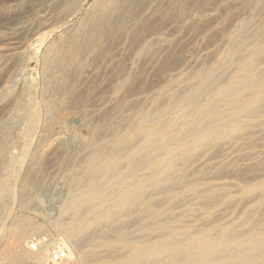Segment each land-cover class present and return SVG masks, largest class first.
<instances>
[{
    "label": "bare ground",
    "instance_id": "6f19581e",
    "mask_svg": "<svg viewBox=\"0 0 264 264\" xmlns=\"http://www.w3.org/2000/svg\"><path fill=\"white\" fill-rule=\"evenodd\" d=\"M87 1L22 0L0 18L16 21L22 10L34 18L21 30L30 41L0 32V80L13 76L16 54L44 43V58L72 84L42 97V111L27 97L31 85L0 87V211L17 198L11 182L23 210L47 155L66 137L76 146L59 155L69 189L58 218L48 227L16 214L2 257L46 264L47 248L26 247L44 234L62 242V264H264V0H248L246 17L229 0H94L79 24L48 41ZM216 6L219 18L205 17ZM170 25L200 34L204 49L224 47L184 66L181 39L166 38ZM20 110V154L5 157L3 128ZM39 125L54 139L26 162Z\"/></svg>",
    "mask_w": 264,
    "mask_h": 264
},
{
    "label": "rangeland",
    "instance_id": "374dc122",
    "mask_svg": "<svg viewBox=\"0 0 264 264\" xmlns=\"http://www.w3.org/2000/svg\"><path fill=\"white\" fill-rule=\"evenodd\" d=\"M2 1V3H0V18L2 19L3 17H5V15L7 14L6 12H8V10H11L13 7H17V6H20L22 3L21 1L22 0H0V2ZM16 1V3H15ZM229 0V4L230 6H232V4L235 2L237 5H233L231 8H234L235 10H239L241 8H244L242 10L245 9V11H243V13H246V14H243L244 17L246 16H249V1L248 0ZM240 1V2H239ZM19 2L21 3L19 5ZM94 0H88L86 4L83 5L81 11L70 17L67 21H65L62 25H59L56 27V30H54V32L49 35L48 37V41H51L52 40L54 41V39L56 40V35L61 32V30H64L66 28H71L73 26H76L77 24H79L83 17L85 16V14L87 13L88 9H89V5L91 3H93ZM4 3V4H3ZM89 3V4H88ZM232 3V4H231ZM234 3V4H235ZM16 5V6H15ZM92 5V4H91ZM90 5V6H91ZM237 6V7H236ZM239 6V7H238ZM218 7V8H217ZM247 8V9H246ZM7 9V10H6ZM222 8H219V6H216L212 8H208V12H206V16L205 17H209L212 16L213 17H216V18H219L218 15L220 16V12H222L221 10ZM2 11V12H1ZM216 11V13L214 12ZM86 12V13H84ZM6 13V14H5ZM23 13V14H22ZM29 13V14H28ZM20 14V15H19ZM16 15V18L17 20L14 21L13 19H9L7 21H4L3 23H0V32H3L6 36H8V38H11L12 36V40L11 42L15 41L16 42H19L21 40H27V41H30V38H27V36H24L22 35L21 33V30L23 27H25L24 25H29L33 22V15L32 13L27 10L24 11L22 10L21 13H19ZM27 14V15H26ZM208 14V15H207ZM217 14V15H216ZM248 14V15H247ZM31 15V16H29ZM216 15V16H214ZM24 16V17H23ZM0 19V21H1ZM29 19V20H28ZM81 19V20H80ZM196 19V20H195ZM198 19V20H197ZM11 20V22H9ZM193 23L196 24L197 23H200V19L198 17H194L191 18L189 21H191ZM199 21V22H198ZM220 20L217 21V23H219ZM7 22V23H5ZM29 23V24H28ZM215 24L214 27L216 28H219L221 29L222 27V23L220 22L219 24ZM9 26V27H8ZM5 27V28H4ZM59 27V28H58ZM172 25H170L168 28V35L172 36L169 38V36L167 38V40H175V39H178L180 38L181 39V44H180V47H179V51L181 52V60L182 63L185 65H189L191 64L192 62L194 63L195 61H197L198 59H200V57H202L206 52L207 50H213L214 48H217V49H223L224 47V42L222 43V41H219V43H217V45H214V46H207V48L205 47L204 49V46L201 42V38H198L200 37L198 33H191V34H188L186 33L185 31V28L183 30H180L178 29L179 27L176 26V27H173ZM213 27V28H214ZM7 28V29H6ZM6 31H5V30ZM9 29V30H8ZM181 29H182V26H181ZM3 30V31H2ZM170 30V31H169ZM176 32H174V31ZM179 32H178V31ZM16 31V32H15ZM45 31H43L44 33ZM180 33V34H177L176 37H175V33ZM11 33V34H10ZM42 33V32H41ZM40 33V34H41ZM174 33V35L172 34ZM9 34V35H8ZM18 34V35H17ZM55 34V35H54ZM11 35V37H10ZM17 35V36H16ZM193 35V36H191ZM18 37V38H17ZM20 37V38H19ZM178 37V38H177ZM193 37V38H191ZM14 38V39H13ZM169 38V39H168ZM173 38V39H172ZM18 39V41L16 40ZM189 39V40H188ZM198 39V40H197ZM191 40V41H190ZM188 41V43H187ZM186 42V43H185ZM184 43V44H182ZM190 43V44H189ZM222 43V44H221ZM223 46H221V45ZM217 46V47H216ZM221 46V47H219ZM210 47V48H209ZM214 47V48H213ZM45 48L46 46H44V43L39 47V49L36 50V48L34 49H31L30 51L26 52V53H20V54H16L14 56V60L18 62H16V64L18 65V69L16 70V67H15V72L13 74V76L11 77V81L9 80L8 82L6 81L7 79H5L3 77V80H0V87H3V85L5 87H8V88H13L11 90H17L19 89L22 85L24 84H28L31 85L29 86V90L27 92V97L28 99L31 101L33 107H35L36 109H38V111H42L41 109V103L40 102H43L44 100L46 101V99L48 100L50 98L53 99L57 96V94H55L56 92H58L59 90L61 91L62 89V92H66V91H69L70 88H71V83L68 81V80H65L64 78H62V73L60 69L57 68V66H55L57 64L56 61H54V58L53 57H48L47 59L44 58V55H45ZM36 50V51H35ZM196 50V51H195ZM201 50V51H200ZM206 50V51H205ZM205 51V52H204ZM36 52V54H35ZM199 52V53H198ZM44 53V54H43ZM186 53V54H185ZM204 53V54H203ZM26 55V56H25ZM185 55V56H184ZM199 56V57H198ZM39 57V58H38ZM30 58V59H29ZM34 58V59H33ZM38 58V59H37ZM195 58V60H194ZM52 59V60H51ZM43 60V61H42ZM194 60V61H192ZM14 61V62H15ZM28 61V62H27ZM64 61V60H62ZM42 63V64H41ZM53 63V64H52ZM64 65L66 67H69V63L66 64V62H63ZM50 67V68H49ZM70 68V67H69ZM67 68V69H69ZM19 71V72H18ZM24 71V72H23ZM45 71V72H43ZM48 74V75H46ZM50 74V75H49ZM54 75V76H53ZM18 76V77H17ZM26 76V77H24ZM61 76V77H59ZM54 77V78H53ZM62 78V79H61ZM24 79V80H23ZM28 81H27V80ZM23 80V81H22ZM39 80V81H38ZM60 80V81H59ZM63 80V82H62ZM6 81V82H5ZM22 82V83H21ZM62 82V85H60V83ZM15 83V84H14ZM19 83V84H18ZM32 83V84H31ZM64 83H67V84H64ZM22 84V85H21ZM71 84V85H70ZM9 85V86H8ZM67 85V86H66ZM13 86V87H12ZM41 86V87H40ZM59 86H62V88L60 87V89L58 88ZM16 87V88H15ZM31 87V88H30ZM49 87V88H48ZM57 87V88H56ZM65 87V88H64ZM47 88V89H45ZM67 88V89H66ZM51 89V90H50ZM55 89V90H54ZM14 90V91H15ZM66 90V91H64ZM47 93H46V92ZM44 92V93H43ZM55 92V93H54ZM140 92V91H138ZM138 92H137V95H138ZM54 93V94H53ZM140 95H138L139 97L142 96V93L140 92L139 93ZM50 95V96H49ZM55 95V96H54ZM36 97V98H35ZM44 98V100L42 101L41 98ZM37 101V102H36ZM0 105H2V102H0ZM21 111V112H20ZM19 113L22 115L21 117L18 116L16 118H14L13 120L15 121H11V122H8L7 125H5L6 127L3 128V130H5V133L3 136V147L7 150H3L4 154L3 155H7L5 157H8V156H12V155H19L20 154V146L16 143L17 142V136H19V134L21 133L20 131V128H22L23 124L25 123L26 121V118H27V113L26 111H22L20 110ZM13 123V124H11ZM72 123V124H71ZM9 124V125H8ZM15 124V125H14ZM70 124V125H69ZM12 125V126H11ZM74 126V127H73ZM39 127V128H38ZM43 126L42 125H39L37 126V128L33 131L32 133V136H31V140H33L32 142V146L31 149H29L28 151V154L25 155V161L28 162L29 159L31 158V156L37 151L39 150L38 148L44 146L45 144L49 143V141L51 142L50 139H54L52 137H49V138H45L42 137L43 134L42 131H43ZM68 127L74 130H79L80 129V124L79 122L77 121H73V122H69L68 123ZM9 128V130H8ZM42 128V129H41ZM8 131H7V130ZM13 130V132H12ZM18 130V131H17ZM18 132V133H17ZM35 132V133H34ZM11 133V134H9ZM41 134V135H40ZM9 136V137H8ZM8 137V138H7ZM38 137V138H37ZM39 137H42L41 139ZM54 137V136H53ZM67 139L64 140V142H62V144L57 148V153H54V155H47L48 157V160H46V165L44 166V169L43 170V177H42V183L38 184L36 187H35V190L30 193V195L27 194V196L25 197H28L26 200L24 198V202L22 204H26V208L28 209H21L20 210V199L21 197H19L20 193L19 192V182L18 180L15 182L13 181V183L11 182V184L8 186V188L10 189H17L15 190V194H17L15 197L14 200L12 199H8V202H6L5 206H4V209H2L0 212V264H7V260L5 259V257H2V251L3 249H7L6 246L7 245H10L11 244V241L12 239L10 240V236L13 234L14 232V228L12 227V223H11V220L13 219V217L16 215V214H20V213H23L24 216L28 217L29 219H32V221H35V222H39L40 224H43L45 226H48V223H50L51 221L55 220L58 218V210L61 206V204L63 203V200L64 196H66L68 194V189H69V184H68V181H67V175H69L68 173H66L65 171H63L61 165H60V162H59V158L60 156L59 155H62V154H69L71 153L72 151H74L76 149V146L75 144L73 143V139L71 137H66ZM2 139V137L0 136V140ZM39 139V140H38ZM43 139V140H42ZM15 143H14V141ZM41 140V142H40ZM46 140V141H45ZM47 140H49L47 142ZM40 142L39 144L37 142ZM66 141V142H65ZM42 142H44L42 144ZM264 142V141H263ZM4 145H7L4 146ZM15 145V146H14ZM35 145H38L37 147ZM42 145V146H40ZM17 147V148H16ZM29 147V148H30ZM37 148V149H36ZM61 149V150H60ZM64 150V151H63ZM10 151V152H9ZM10 154H9V153ZM17 152V153H16ZM57 155V156H56ZM52 156L54 158L53 161H55L54 163L56 164H53L51 162V160L53 159ZM50 157V158H49ZM233 158H236L235 155ZM6 159V158H5ZM51 159V160H50ZM204 158L202 159H199L195 164H198V165H201L202 162H203ZM48 161V162H47ZM61 161V159H60ZM51 162V163H50ZM201 163V164H200ZM58 165H60L59 167H57ZM49 166V167H47ZM46 167V168H45ZM49 168V169H48ZM57 168V169H56ZM46 170V171H44ZM48 170V171H47ZM53 171V172H52ZM55 171V172H54ZM54 173V174H53ZM65 173L67 175H65ZM46 175V176H45ZM64 175V176H63ZM54 176V177H53ZM50 179V180H49ZM65 180V181H64ZM67 185H66V184ZM12 186V188H11ZM14 187V188H13ZM41 191H40V190ZM17 191V192H16ZM65 192V193H64ZM29 196L30 198H33L32 199H29ZM36 198V199H35ZM66 199V198H65ZM16 200V201H15ZM30 202H28V201ZM35 200V201H34ZM62 200V201H61ZM19 201V202H18ZM27 201V202H26ZM18 203V204H17ZM41 203V204H40ZM9 204V205H8ZM13 204V205H12ZM37 204V205H36ZM10 207V208H9ZM18 207V208H16ZM19 209V210H18ZM29 210V211H28ZM41 210V211H39ZM46 210V211H45ZM57 210V211H56ZM19 212V213H18ZM35 212V213H34ZM41 212V213H40ZM41 215H40V214ZM40 215V216H39ZM49 216V218H48ZM55 216V217H54ZM34 218V219H33ZM47 218V220H46ZM42 219V220H41ZM45 219V220H44ZM41 220V221H40ZM63 220V219H62ZM49 221V222H48ZM64 221V220H63ZM4 222V224H3ZM11 225V226H10ZM6 226V228H5ZM49 227V226H48ZM2 230V231H1ZM53 230V229H51ZM4 231V232H3ZM53 234H55L56 232L55 231H52ZM2 235V236H1ZM44 234H41L40 236H42ZM36 237H39V236H33L32 238H36ZM5 238V239H4ZM31 238V239H32ZM9 239V240H8ZM30 240V238L28 239V241ZM8 241L10 242L8 244ZM4 259V260H2ZM4 261V262H2ZM27 260H24L23 262L19 263V264H32L30 261H27Z\"/></svg>",
    "mask_w": 264,
    "mask_h": 264
},
{
    "label": "built area",
    "instance_id": "2783aa9c",
    "mask_svg": "<svg viewBox=\"0 0 264 264\" xmlns=\"http://www.w3.org/2000/svg\"><path fill=\"white\" fill-rule=\"evenodd\" d=\"M27 249L31 253H38L41 249H48L46 264H62L65 260L67 251L58 240L51 241L45 235L32 238L27 242Z\"/></svg>",
    "mask_w": 264,
    "mask_h": 264
}]
</instances>
